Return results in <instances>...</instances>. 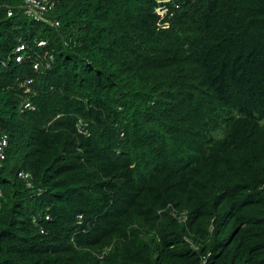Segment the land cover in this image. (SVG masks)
Wrapping results in <instances>:
<instances>
[{"label":"trees","instance_id":"1","mask_svg":"<svg viewBox=\"0 0 264 264\" xmlns=\"http://www.w3.org/2000/svg\"><path fill=\"white\" fill-rule=\"evenodd\" d=\"M56 1L0 0V264H264V0Z\"/></svg>","mask_w":264,"mask_h":264},{"label":"built area","instance_id":"2","mask_svg":"<svg viewBox=\"0 0 264 264\" xmlns=\"http://www.w3.org/2000/svg\"><path fill=\"white\" fill-rule=\"evenodd\" d=\"M159 5L156 6L155 12L159 16L158 24L161 27H166L170 24L167 20L169 16L174 15V11H171L167 3L171 2V0H157ZM57 5L56 0H22V3L18 6L13 5H4L6 8V12L8 17H12L16 13V8H18L21 12H23L26 16L30 17L32 20L37 22H44L50 24L51 26H57L60 24L59 20H53L50 17V13L55 10ZM178 7V4H175ZM48 46L47 40H41L37 42V47L41 48V53L35 52L33 54L27 53L28 46L26 43H20L15 50L13 51V56L15 57L16 61L22 63L26 60H29L33 66L35 71L40 72L44 67H49V63L45 62V59L50 56L51 52L49 49L44 48ZM46 63V65H45ZM34 83V78H29L25 82H22V86L26 87V92H33L31 88V84ZM25 108L34 109V104L31 100H27L24 103ZM8 145V137L7 135H3L0 138V167H2V160L5 158V148ZM20 177L24 178L27 182L28 186H32L31 183V174L26 172H20ZM0 190V196H1ZM1 206V201H0ZM49 218V217H47ZM206 262V261H205Z\"/></svg>","mask_w":264,"mask_h":264},{"label":"clouds","instance_id":"3","mask_svg":"<svg viewBox=\"0 0 264 264\" xmlns=\"http://www.w3.org/2000/svg\"><path fill=\"white\" fill-rule=\"evenodd\" d=\"M156 8V7H155ZM156 13V12H155ZM157 14V13H156ZM158 21H159V16H158ZM169 21V20H168ZM60 22V21H59ZM170 22V21H169ZM159 25V24H158ZM170 25V24H169ZM160 26V25H159ZM8 146V145H7ZM4 152H5V150H4ZM6 159V152H5V158L2 160V167H3V161ZM2 167H0V169L2 168ZM182 214H185L186 215V211L185 212H183ZM184 219L186 220V217H184Z\"/></svg>","mask_w":264,"mask_h":264}]
</instances>
